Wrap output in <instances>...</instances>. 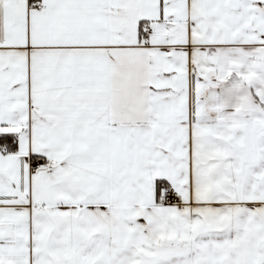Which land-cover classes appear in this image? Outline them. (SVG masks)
Masks as SVG:
<instances>
[{
    "label": "snow or ice",
    "instance_id": "6c2138e0",
    "mask_svg": "<svg viewBox=\"0 0 264 264\" xmlns=\"http://www.w3.org/2000/svg\"><path fill=\"white\" fill-rule=\"evenodd\" d=\"M0 264H264V0H0Z\"/></svg>",
    "mask_w": 264,
    "mask_h": 264
}]
</instances>
